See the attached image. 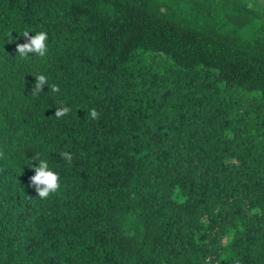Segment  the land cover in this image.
Masks as SVG:
<instances>
[{
	"label": "trees",
	"instance_id": "1",
	"mask_svg": "<svg viewBox=\"0 0 264 264\" xmlns=\"http://www.w3.org/2000/svg\"><path fill=\"white\" fill-rule=\"evenodd\" d=\"M0 264H264V0H0Z\"/></svg>",
	"mask_w": 264,
	"mask_h": 264
},
{
	"label": "clouds",
	"instance_id": "2",
	"mask_svg": "<svg viewBox=\"0 0 264 264\" xmlns=\"http://www.w3.org/2000/svg\"><path fill=\"white\" fill-rule=\"evenodd\" d=\"M32 35H29V31H21L26 40L23 43H16L15 53L21 58L30 56L28 53L35 54L43 57L47 50L48 35L46 31H32ZM14 39V38H12ZM42 86H46L47 91H42ZM51 91L52 93L59 92V86L57 84H49L48 78L45 74L41 73L35 77V91L34 95H39L42 92ZM70 112V108L66 103H59L54 107L53 115L56 118L65 117ZM88 116L91 119H96L97 112L94 108H89ZM59 155L63 160L71 162L72 153L68 151H62ZM34 165L30 164L29 167L33 169V174L29 177V187H34L37 196L41 199L47 198L50 194L55 193L59 187V173L50 166L49 160L46 155L42 156L37 154V159L33 160ZM38 161V162H37Z\"/></svg>",
	"mask_w": 264,
	"mask_h": 264
},
{
	"label": "rangeland",
	"instance_id": "3",
	"mask_svg": "<svg viewBox=\"0 0 264 264\" xmlns=\"http://www.w3.org/2000/svg\"><path fill=\"white\" fill-rule=\"evenodd\" d=\"M175 196L177 198H179V192L178 191H176ZM251 211H258V208L257 207L253 208ZM232 232H233V228H229V230L226 231L225 238H226L227 241H228V238L231 236Z\"/></svg>",
	"mask_w": 264,
	"mask_h": 264
}]
</instances>
